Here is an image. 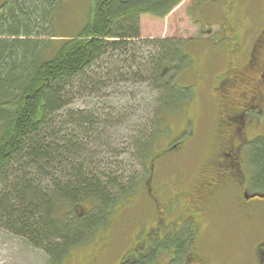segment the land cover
Instances as JSON below:
<instances>
[{
  "label": "trees",
  "instance_id": "trees-1",
  "mask_svg": "<svg viewBox=\"0 0 264 264\" xmlns=\"http://www.w3.org/2000/svg\"><path fill=\"white\" fill-rule=\"evenodd\" d=\"M48 1L17 0L0 13V227L43 249L56 264L91 240L119 205L141 191L145 171L146 180L151 176L171 118L191 98L192 87L179 81L192 59L185 41L141 39V15L165 16L181 0H93L91 17L77 35L59 42L41 40L57 37L49 30ZM139 41L145 45L141 55L135 51ZM121 53L130 54L133 62L119 75L127 71L133 81H147L156 96L142 128L128 138L131 146L124 161L117 151L118 159H111L115 170L104 171L88 146L99 139L92 135L101 134L103 127L124 122L122 112L105 113L109 106L94 107L97 112L67 107L77 91L89 88L97 94L103 85L97 76L102 60L113 62L105 75L110 77L115 55ZM109 116H116V122ZM261 142L253 159L264 181ZM83 204L88 211L80 214Z\"/></svg>",
  "mask_w": 264,
  "mask_h": 264
},
{
  "label": "rangeland",
  "instance_id": "rangeland-1",
  "mask_svg": "<svg viewBox=\"0 0 264 264\" xmlns=\"http://www.w3.org/2000/svg\"><path fill=\"white\" fill-rule=\"evenodd\" d=\"M3 1L5 0H0V3ZM52 6L49 30L57 37L42 36L41 40L44 41L59 42L77 35L93 12V0H54ZM248 16L250 17V26H255V32L263 27L264 0H205L203 2L181 0L165 16H157L152 13L141 15V39L174 38L188 43L186 49L189 56L191 55L192 63L190 69H187L186 75H183L179 82L181 85L192 87L191 98L181 114L176 117L175 114L173 115L174 121L170 123L172 137L177 136L189 124L188 120L193 116L194 119L191 122L196 129L197 139H204L205 133L206 138L214 136V134L209 136V133L216 124L215 108L223 105L225 100L222 93L216 90V85L219 82L218 76L230 64L229 62L237 64L234 48L228 36L239 32V20L242 17L245 20ZM144 48L145 45L142 41L135 43V51L139 55L142 54ZM131 49L133 52L134 47ZM128 55L130 54L115 55L118 60H113L116 64L113 68V75L106 76V78L107 69L112 67L113 62L108 63L110 59L107 58L105 61L102 60L104 65L102 73L97 75L103 83L100 88H97L99 92L90 94L89 88L87 91H77L74 93L70 106L67 107L72 111L80 108L85 111L97 112L100 109L94 107L106 109L109 106L110 109H106L105 113L111 109L122 112L121 116L126 120L117 124L115 128L103 127L101 134L92 135L93 139L98 136L99 139L92 141L88 146L94 153L95 163L97 162V165L104 171L115 170L117 165H112L111 159H118L117 151H120L119 160L124 161L125 152L129 151L131 146L128 138L135 128L142 126V120L151 109V98L156 96L155 88L147 81H133L127 71L126 75H119L124 72L125 66H130L133 62ZM246 80L247 82L243 81L232 91V87L229 88L233 98L239 97L247 87L252 85L250 78ZM229 95L228 92V97ZM116 116L118 117V114ZM111 122H116L115 118ZM79 136V138H85L84 135ZM199 142L202 140L197 143ZM161 143L163 146L165 145L164 141ZM189 148L192 152L197 153L204 147L199 143L196 147L189 145ZM205 152L208 153V150ZM174 154L168 153L166 161L164 159L158 164L166 168L169 163L173 162ZM88 156L90 155L88 154ZM126 157L128 158L127 164H130L131 157L128 155ZM89 160L90 158H88ZM95 163H92L91 166L94 167ZM198 165L199 162L196 164L194 158L190 157L183 160L175 170L177 171L180 167L183 172L190 173L186 169L195 170ZM86 166L88 167V165ZM189 167L193 169H189ZM121 169H126V167L123 166ZM97 170L100 169L97 168ZM142 173L143 171H140V174ZM189 175L191 176V173ZM253 180L260 190L264 191V181L257 180V178H253ZM256 189L259 190L257 187ZM144 193V190L141 189L134 195L132 194V197L124 205H119L109 220L105 221L104 227L102 226L98 233L95 232L97 236L94 233L90 236L91 240L75 248L68 257L61 260V263L56 264H116L130 247L133 241V232L137 226L145 220L151 222L152 205L148 194L145 196ZM78 211H81L80 214H85L88 211V205L83 204L78 208ZM215 217L218 222L216 221L213 227V230L215 227L217 228L212 233L213 236L215 235V240L212 244V254H210L212 256H209L211 264H258L257 249L259 244L264 242V198H256L247 203L232 204L221 215L220 212L218 215L213 214L211 219ZM0 264L53 263L43 249L29 244L23 237L0 227Z\"/></svg>",
  "mask_w": 264,
  "mask_h": 264
},
{
  "label": "flooded vegetation",
  "instance_id": "flooded-vegetation-1",
  "mask_svg": "<svg viewBox=\"0 0 264 264\" xmlns=\"http://www.w3.org/2000/svg\"><path fill=\"white\" fill-rule=\"evenodd\" d=\"M16 1L0 3V13H5L4 5ZM53 1L46 4L50 5L49 13ZM249 19L242 17L239 32L228 36L237 64L229 62L218 76L216 90L225 100L215 108L216 124L209 133L214 136L206 138L205 133L204 139H197L191 122L194 116L177 136L170 135V127L163 140L165 145L154 157L151 176L146 180L145 171L139 182L152 205L151 222L145 220L137 226L130 247L116 264H211L209 256L215 240L212 233L218 222L211 216L219 212L221 215L232 204L260 198L253 196L256 193L264 194L253 180L261 175L253 157L264 140V25L255 32ZM245 78H250L252 85L233 98L231 91L247 82ZM200 140L204 148L192 152L189 145L196 147ZM168 153H175L174 159L163 168L158 162L167 158ZM190 157L196 164L199 162L195 170L186 169L191 176L180 167L175 170ZM263 246L264 242L257 249L258 264H263Z\"/></svg>",
  "mask_w": 264,
  "mask_h": 264
},
{
  "label": "water",
  "instance_id": "water-1",
  "mask_svg": "<svg viewBox=\"0 0 264 264\" xmlns=\"http://www.w3.org/2000/svg\"><path fill=\"white\" fill-rule=\"evenodd\" d=\"M255 195H257V196H259V197H264V194H262V193H256V194H254L253 196H255Z\"/></svg>",
  "mask_w": 264,
  "mask_h": 264
}]
</instances>
